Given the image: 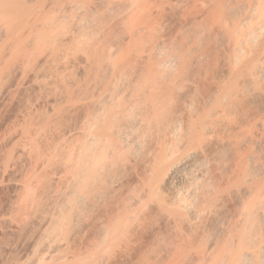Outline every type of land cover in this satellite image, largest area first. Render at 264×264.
<instances>
[{"label":"bare ground","instance_id":"obj_1","mask_svg":"<svg viewBox=\"0 0 264 264\" xmlns=\"http://www.w3.org/2000/svg\"><path fill=\"white\" fill-rule=\"evenodd\" d=\"M0 264H264V0H0Z\"/></svg>","mask_w":264,"mask_h":264}]
</instances>
